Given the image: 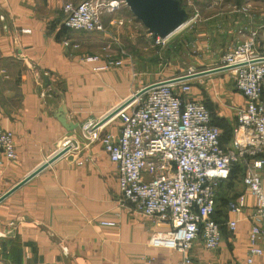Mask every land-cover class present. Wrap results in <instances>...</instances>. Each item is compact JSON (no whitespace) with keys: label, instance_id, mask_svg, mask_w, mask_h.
Returning <instances> with one entry per match:
<instances>
[{"label":"crops","instance_id":"0c3cea01","mask_svg":"<svg viewBox=\"0 0 264 264\" xmlns=\"http://www.w3.org/2000/svg\"><path fill=\"white\" fill-rule=\"evenodd\" d=\"M81 1L0 0V125L14 133L18 152L14 161L2 158L0 196L60 151L65 138L80 140L84 123L117 107L130 93L129 53L123 66L108 71L95 72L84 62L86 55L106 46L107 39L99 33L67 29L64 5ZM191 1H199L201 9L186 26L204 19L210 25L207 42L229 46L255 31L264 54V0H188V4ZM246 5L247 12L240 10ZM124 17L133 21L128 8L119 6L105 14L104 21L109 24ZM137 24L145 35L153 36L140 21ZM132 29L128 24L119 27V39L132 40ZM118 44H113L116 55ZM225 74L234 78L229 69L194 78L195 85L216 81L219 92L230 99L227 105L234 111V125L236 110L246 99L235 84L227 93L221 81ZM214 95H218L215 90ZM62 104L68 117L79 123L76 129L69 131L55 117ZM105 126L107 131L120 132V121ZM92 148L85 153L89 161L84 165L75 164L84 157L71 149L0 202V264H180L181 252L149 244L153 232L169 226L129 203L120 206L116 164L104 148ZM245 191L244 186L241 192ZM249 195L243 214L223 209L224 219L239 220L235 233L224 226L222 241L213 250L197 241L190 251L194 264L246 263L255 203ZM102 220L116 221L117 226L101 225ZM260 246L263 253L253 264H264V238Z\"/></svg>","mask_w":264,"mask_h":264},{"label":"built area","instance_id":"2783aa9c","mask_svg":"<svg viewBox=\"0 0 264 264\" xmlns=\"http://www.w3.org/2000/svg\"><path fill=\"white\" fill-rule=\"evenodd\" d=\"M121 2L126 4L124 0L68 2L64 5L65 26L71 31L102 34L107 49L119 43L117 29L124 20L116 18L106 24L104 15ZM248 9L249 5L240 8L244 12ZM153 38L157 44H164L171 36ZM83 60L95 72L124 64L122 58L103 59L97 53ZM221 66L232 67L236 89L246 99L236 110L233 136L227 144L221 142V129L213 123L209 107L194 95L195 79L154 86L117 113L119 134L106 131L100 136L104 151L116 164L123 200L134 210L169 226L153 232L149 244L181 252L180 264H194L190 251L197 241L209 250L219 247L223 226L235 233L237 218L221 222L216 217L221 185L230 178L235 164L244 168L242 183L246 191L231 197L225 209L243 214L248 194L254 197L245 264H253L254 258L263 253L264 54L259 49L258 33L253 31L231 45L216 65ZM98 122L89 120L83 128L97 136L96 131L105 126L96 127ZM68 145L73 146L71 139L65 141V147ZM0 153V164L3 157L10 161L18 158L15 135L2 125ZM85 160L80 158L77 164L84 165ZM101 225L115 227L117 222L102 220Z\"/></svg>","mask_w":264,"mask_h":264},{"label":"rangeland","instance_id":"374dc122","mask_svg":"<svg viewBox=\"0 0 264 264\" xmlns=\"http://www.w3.org/2000/svg\"><path fill=\"white\" fill-rule=\"evenodd\" d=\"M183 2L187 6L191 14L190 17H193L194 13L197 12V10L201 9H199V1H191L192 5L188 4V0H184ZM119 6L128 8L130 14L133 16V21H130L128 17H124L125 20L121 18V20H124V25L121 27H124L126 24L133 26L132 32L135 34V37L132 38V40H127L125 37H121L119 44L116 45L119 50L118 55L114 54L113 52L114 45L107 49L104 48L105 45H100L98 51H96L95 53L100 54L103 59L122 58L124 64V57L127 58L129 57L128 53L130 54L132 62V83L130 87V93L124 99V101L147 84H150L152 82L154 83L157 80L174 78L190 73L192 71H201L216 67L223 54L232 45L231 44L228 46L227 44L220 45L219 42H207V32L210 25L205 22L204 19L200 20V18L197 19L196 22H192L193 24L191 23L189 26H185L178 32L173 34L171 38L164 44H157L152 38L153 36L145 35L143 27L140 24H137L138 20L134 17L130 8L127 5H124V3L122 2ZM261 50L264 51L263 44ZM103 52H106L107 55H103ZM196 63L200 66H197ZM224 76L225 78L221 81L226 84L227 93H231L230 89H232L233 85L235 84L234 78L229 74H225ZM214 90L217 91L218 95H214ZM220 93L224 92H219V87L216 84L215 80L207 82H197L194 87V95L196 96V98L204 101L211 108L213 112L214 122L221 128L222 142L228 143L231 138V129L234 123L235 114L234 111L227 105L230 104V99L229 97H227V94L224 93L220 96ZM222 96L225 97V100L221 99L224 98ZM115 107L107 108L104 112L100 113V116L98 118L91 120H100ZM109 121L110 122L106 123L107 125L119 122L120 120L118 117H115V119H111ZM83 126L81 130L82 134L81 132L79 134L80 137L82 135L81 138L79 137L80 140L67 137L62 143L60 150L65 147V141L67 139H71V142L73 143L71 149L73 148L74 152L79 153V156L83 155L84 158L81 157V159H86L84 162L85 164L89 161V157L85 158L87 157V154L85 155V153L86 151L91 152L92 145V149H99L100 147L103 150L102 144L100 142V136L107 131V128H105V126L102 130L96 131L97 136H94L95 133H92L91 130H85ZM86 146H88L87 150ZM75 164L78 165L77 163ZM243 190L244 186L242 184V174L240 168L238 167V165H236L232 173V177L225 187L223 197L224 195L226 198L233 196ZM117 192V200H119L120 206H123V204L127 202L123 200L120 192Z\"/></svg>","mask_w":264,"mask_h":264},{"label":"water","instance_id":"95a60500","mask_svg":"<svg viewBox=\"0 0 264 264\" xmlns=\"http://www.w3.org/2000/svg\"><path fill=\"white\" fill-rule=\"evenodd\" d=\"M126 5L130 8L133 15L140 21L144 27L148 30L149 33L160 36L162 38H167L178 32L190 21V12L184 7L181 0H124ZM232 67L230 66H221L213 67L205 70H201L195 73L184 74L179 77L172 79H167L165 81L155 82L142 89L138 90L135 94L125 100L123 103L115 107L112 111L106 114L103 118L99 120L96 127L101 126L107 122L110 118L115 116L120 110L125 108L136 98L140 97L146 93L149 89L164 83L179 82L189 79H194L197 77H202L212 73L229 70ZM55 117L68 129L69 131L76 129L79 126V123H74L69 117L65 105L54 111ZM71 149V145H68L62 148L60 151L55 153L52 157L42 163L34 171L16 183L8 191L0 196V202L12 194L19 187L24 185L27 181L32 179L42 170L47 168L57 159L62 157Z\"/></svg>","mask_w":264,"mask_h":264},{"label":"trees","instance_id":"16d2710c","mask_svg":"<svg viewBox=\"0 0 264 264\" xmlns=\"http://www.w3.org/2000/svg\"><path fill=\"white\" fill-rule=\"evenodd\" d=\"M182 1V0H181ZM183 2V1H182ZM183 5H184V7H186V5L184 4V2H183ZM68 29V28H67ZM69 30V29H68ZM206 105H207V103H206ZM207 106H209V105H207ZM210 110H211V108H209ZM211 112H212V110H211ZM212 115H213V112H212ZM213 123L215 124V122H214V117H213ZM215 125H217V124H215ZM218 126V125H217ZM233 128H234V125H232V129H231V138H230V140L232 139V136H233ZM221 129V128H220ZM229 140V141H230ZM228 141V142H229ZM221 142H222V138H221ZM222 144H227V143H224V142H222ZM236 165H238V167L240 168V171H241V174H242V177H243V174H244V168H243V166L241 165V164H235V166L233 167V169H232V173H233V171H234V168L236 167ZM232 173H231V176H230V178L232 177ZM230 178L227 180V181H225L222 185H221V188H220V192H219V205H218V212H217V215H216V217H217V219L219 220V221H221V222H224L225 220H224V218H223V209H224V207L226 206V204H227V201L231 198V197H233V196H230V197H225V195H224V197H223V193L225 192V187H226V185L228 184V181L230 180ZM236 195V194H235ZM220 203H221V205H220ZM223 228H224V226H223Z\"/></svg>","mask_w":264,"mask_h":264},{"label":"bare ground","instance_id":"6f19581e","mask_svg":"<svg viewBox=\"0 0 264 264\" xmlns=\"http://www.w3.org/2000/svg\"><path fill=\"white\" fill-rule=\"evenodd\" d=\"M189 22H190V21H189ZM189 22H188V23H189ZM184 27H185V26H184ZM131 103H132V102H131ZM125 108H126V107H125ZM116 115H117V114H116ZM116 115L113 116L112 118H110L109 120H111V119H112V120L115 119ZM106 123H107V122H105L104 124H106ZM104 124H103V125H104Z\"/></svg>","mask_w":264,"mask_h":264}]
</instances>
